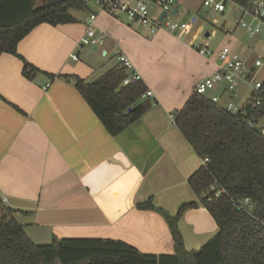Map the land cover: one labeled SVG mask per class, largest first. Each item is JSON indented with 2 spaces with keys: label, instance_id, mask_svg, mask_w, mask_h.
I'll return each instance as SVG.
<instances>
[{
  "label": "crops",
  "instance_id": "obj_1",
  "mask_svg": "<svg viewBox=\"0 0 264 264\" xmlns=\"http://www.w3.org/2000/svg\"><path fill=\"white\" fill-rule=\"evenodd\" d=\"M34 1L39 7L62 0ZM176 9L179 12L178 5ZM70 12L75 23L41 24L19 42L18 55L42 72L32 80L23 75V60L0 55V192L9 197L12 216L36 244H49L54 237L100 238L124 241L142 253L175 254L164 216L139 210L137 205L152 198L156 207L174 214L182 204L198 202L188 180L203 160L171 116L184 107L196 84L214 71V63L199 54L197 61L186 59L192 74L184 76L188 82L184 90L173 92L153 72L157 64L139 53L144 40L165 31L151 35L120 18L99 14L104 44L83 46L84 22L98 7L92 0L86 9ZM170 35L181 42L188 38ZM232 46L247 47L241 42ZM117 49L141 73L153 93L149 98L153 105L137 122L112 136L73 81L63 77L98 79L119 66ZM48 81L51 85L45 90ZM231 97L222 94L221 105ZM190 225L194 226L191 236L185 229ZM179 228L189 251L200 249L218 233L203 206L187 210Z\"/></svg>",
  "mask_w": 264,
  "mask_h": 264
},
{
  "label": "trees",
  "instance_id": "obj_2",
  "mask_svg": "<svg viewBox=\"0 0 264 264\" xmlns=\"http://www.w3.org/2000/svg\"><path fill=\"white\" fill-rule=\"evenodd\" d=\"M246 5L251 0H232ZM83 0H62L37 6L34 0H0V55H14L24 62L23 75L32 80L42 73L17 53L19 42L41 24H73L71 10H84ZM125 69L119 64L98 79L63 78L74 86L112 136L137 122L152 108L143 98V81L123 85ZM54 79L53 75H47ZM261 103L248 99L238 113H231L207 96L193 93L174 116V124L202 159L208 158L188 180L198 202L182 204L175 215L156 207L149 198L139 210L162 214L170 228L175 254H147L120 240L54 237L36 244L11 209H0V264H264V80ZM249 123L256 127L251 128ZM264 126V124H263ZM222 189L215 197L211 187ZM249 198L253 210H241L232 200ZM203 206L218 226V233L198 250L185 248L179 222L190 209Z\"/></svg>",
  "mask_w": 264,
  "mask_h": 264
},
{
  "label": "built area",
  "instance_id": "obj_3",
  "mask_svg": "<svg viewBox=\"0 0 264 264\" xmlns=\"http://www.w3.org/2000/svg\"><path fill=\"white\" fill-rule=\"evenodd\" d=\"M83 1L89 3L92 0ZM93 3L98 7V12L91 13L84 22L85 36L81 42L83 46L99 47L104 44L106 33L97 25L99 14L114 18L124 16L129 24L147 29L151 35L165 31L180 39L192 35L199 21L197 16L192 17L190 21L174 20V17L178 14V10L174 12L177 7V0H93ZM228 4L234 7L232 8V14L235 10L239 11L237 25L251 39V43L247 44L246 49H235L231 43L217 49H213L208 42L197 44L200 40L197 33L192 36L190 45L197 50L200 56L211 59L215 66L212 73L196 84L194 93L209 97L213 103L235 114L244 106L239 107L233 102V96L236 95L239 86L243 83H247L252 88L249 99L256 105L261 103L259 93L264 80V76L260 77L264 73V44H261L264 43V0H251L246 5H239L232 0H203L202 2L203 8L210 17L213 14L224 15L227 12ZM163 13L166 15L161 20ZM213 22L218 24L217 19H214ZM210 36L211 33L206 39ZM115 58L126 71L123 85H131L143 80L141 73L122 50L117 49L115 51ZM74 59H77V57L74 56ZM50 85L51 81H48L44 89H48ZM222 94L232 96L224 105H221ZM152 96V91H147L143 98ZM171 118L174 122L173 115ZM249 126L251 128L256 127L254 123H249ZM259 129L261 134L264 135L263 124L259 126ZM202 160L205 164L208 158ZM211 191H214L215 197H219L223 192L222 189L216 190L215 186L211 187ZM232 204L241 210L251 211L255 208L254 203L249 198L233 199ZM9 207V197L0 192V209L5 210Z\"/></svg>",
  "mask_w": 264,
  "mask_h": 264
},
{
  "label": "rangeland",
  "instance_id": "obj_4",
  "mask_svg": "<svg viewBox=\"0 0 264 264\" xmlns=\"http://www.w3.org/2000/svg\"><path fill=\"white\" fill-rule=\"evenodd\" d=\"M202 2L203 0H177L179 12L174 17V20L190 21L194 16L199 18L198 24L196 25L192 35H190L185 41H177L170 35L171 33L169 34V32H164L162 35L155 38L151 37L150 39L144 40L145 46L143 49H139L140 56L157 64L153 72L158 74L156 75L158 78H161L170 84L173 92L182 90L183 87L188 84V82L184 81V76H187L188 73L192 74L186 59L193 61H197L199 59L197 50L188 46L189 41L195 33H197L200 37L197 44L208 42L213 49H217L225 44H233L234 42L235 45L240 42L244 45L251 43V39L247 33L237 25L239 20V11L235 10L232 14V8L234 7L231 4L227 5V12L224 15L213 14L212 17H210L207 14V11L203 8ZM214 19L218 20V24L213 22ZM120 21L125 25L131 26L124 16L120 17ZM131 27L137 31H143V27L133 25ZM225 29H231L233 33L229 35L225 32ZM207 32L211 33V36L206 39L205 34ZM261 44L263 45L264 43ZM263 76L264 73L260 75V77ZM251 94V86L247 83H243L239 86L233 102L237 106L242 107L251 97ZM261 124H264V121H262ZM177 211H174V214L171 215H175ZM191 222L194 226L197 224L196 220L194 222L191 219ZM194 226L192 227L190 225L188 228H185L189 236H191V231ZM194 249L196 250L197 248L195 247Z\"/></svg>",
  "mask_w": 264,
  "mask_h": 264
},
{
  "label": "water",
  "instance_id": "obj_5",
  "mask_svg": "<svg viewBox=\"0 0 264 264\" xmlns=\"http://www.w3.org/2000/svg\"><path fill=\"white\" fill-rule=\"evenodd\" d=\"M177 11V9H175V11L174 12H176ZM166 14L165 13H163V15H162V17H161V20L164 18V16H165ZM209 36V33H207L206 34V37H208Z\"/></svg>",
  "mask_w": 264,
  "mask_h": 264
}]
</instances>
